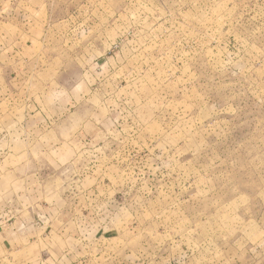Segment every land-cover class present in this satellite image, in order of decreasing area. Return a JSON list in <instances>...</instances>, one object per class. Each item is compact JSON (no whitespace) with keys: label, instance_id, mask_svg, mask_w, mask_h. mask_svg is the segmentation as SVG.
I'll return each mask as SVG.
<instances>
[{"label":"rangeland","instance_id":"374dc122","mask_svg":"<svg viewBox=\"0 0 264 264\" xmlns=\"http://www.w3.org/2000/svg\"><path fill=\"white\" fill-rule=\"evenodd\" d=\"M0 264H264V0H0Z\"/></svg>","mask_w":264,"mask_h":264}]
</instances>
